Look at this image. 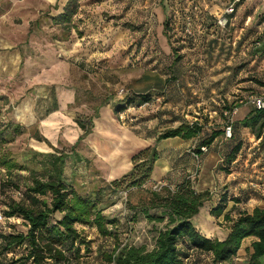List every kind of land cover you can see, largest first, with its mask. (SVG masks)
<instances>
[{
	"label": "rangeland",
	"instance_id": "obj_1",
	"mask_svg": "<svg viewBox=\"0 0 264 264\" xmlns=\"http://www.w3.org/2000/svg\"><path fill=\"white\" fill-rule=\"evenodd\" d=\"M66 1L0 0V129L9 125L0 144V161L10 158L17 164L10 168L0 164L4 215L12 202L30 205L27 194L14 199L8 191L26 189L30 180L24 166H31L34 152H53L49 142L37 140L42 136L38 113L44 100L37 96L45 87L73 89L77 100L68 110L85 119L105 100L112 104L133 100L117 115L118 120L154 139L160 162L170 167L171 186L182 179L187 155L194 160L196 172L201 158L194 156L199 138L181 142L175 137L155 143L156 135L181 122H199L205 133L224 128L226 116L233 115L225 110L242 106L239 100L250 94L264 93V22L260 18L264 5L260 0H242L226 27L218 19L230 0H80L74 28L64 29L54 25L51 16L61 12ZM175 54L180 55L178 62H174ZM138 94H146L148 101L139 104L142 95ZM231 134L227 138L223 132L204 153L211 149L218 154L216 171L234 172L240 178L237 186L226 191L228 203L238 200L229 209L231 220L212 216V229L202 227L209 235L220 230L210 237L222 240L240 213L251 212L260 204L258 200L264 204V146L250 129L232 127ZM57 138L59 148H69L62 132ZM235 144L238 151L233 159L237 161L232 163L226 157ZM90 172L88 182L76 181L78 192H90L109 182L101 177L104 174ZM146 186L131 189L133 202L145 194ZM127 196V191H117L116 203L103 210L119 220L107 225L111 235L100 234L95 226L75 224L79 238L65 247L70 264H107L104 256L118 243L154 248L158 230L167 219L157 223L148 221L142 211L132 214L125 204ZM45 198L50 200L49 195ZM196 216L195 222H210L203 220L201 211ZM59 218L61 214H52L49 224ZM5 222L12 223L4 225L1 235L28 231L21 216ZM219 222L227 224L219 226ZM250 244L246 239L237 254L222 264H248ZM179 250L183 264H212L211 253L184 244ZM20 263L27 260L22 258Z\"/></svg>",
	"mask_w": 264,
	"mask_h": 264
},
{
	"label": "trees",
	"instance_id": "obj_2",
	"mask_svg": "<svg viewBox=\"0 0 264 264\" xmlns=\"http://www.w3.org/2000/svg\"><path fill=\"white\" fill-rule=\"evenodd\" d=\"M79 1L67 0L61 12L51 16L52 23L64 29L74 28L72 21L78 11ZM239 3L241 1L236 3L235 7ZM234 13L225 15L227 22L223 27L229 24ZM260 18L264 22V13ZM255 44L259 45L260 41ZM173 59L174 62H178L180 55L175 54ZM138 95H142L138 101L139 104L149 99L146 94ZM132 102L133 100L128 98L114 104V114L118 115L123 112L131 106ZM249 107V112L236 124L233 123L232 117L226 116V124H228L226 126H231V130L232 127L236 129V125L250 129L253 135L260 139L259 143L264 146V109ZM231 110L232 107L225 112L227 111L229 114ZM75 122L83 130L79 141L90 132L91 117L86 119L77 117ZM8 127L9 125H6L0 129V144L6 139L4 131ZM225 127L212 129L209 133H205L199 122H181L178 126L168 127L159 132L155 137V143L175 137L183 140L198 137L199 143L195 148V154L201 157L204 153L200 147L209 148L214 140L224 132ZM37 140L48 143L42 136L37 137ZM49 146L53 152H34L31 166H24L25 169H28L30 182L22 191V198H25L27 194L30 205L12 202L8 206V210L4 212L8 217L21 216L28 224V231L26 234L0 235L2 249L13 244L27 242L30 251L25 259L33 257L35 264H44V259L50 257L56 262L70 264L65 247L68 244L73 246L76 239L79 238L75 224L95 226L100 234L111 235L112 232L107 228V225L119 220L110 218L103 213V210L114 205L116 199L113 198V195L117 191L123 190L128 192L125 204L128 205L132 214L135 215L138 211H142L150 222L162 223L165 219L167 222L163 229L158 230L153 249L149 250L144 245H120L118 243L112 252L104 256L107 264H183L179 252L182 244L192 249L211 253L212 264H222L229 262L237 254L242 242L247 237L254 238L250 244L251 252L247 263L264 264V207H254L251 212L240 213L232 221L227 236L223 240H219L204 236L191 222L203 203L210 199V195L208 191L197 192L193 188L190 178L185 177L174 186H171L169 182L154 184L158 186L157 189L153 188L154 185L147 187L144 189L145 194H142L138 201L131 200L129 196L131 189H143L150 181L155 162L159 158L156 145L147 146L135 153L132 156V168L128 172L86 193L78 192L64 178L65 159L70 154L63 149L54 148L51 144ZM74 147L75 145L72 147L71 155L76 161H81L82 156L74 152ZM237 151L238 145L235 144L231 147L226 160L233 161ZM39 155L42 157L39 158ZM0 164L8 168L17 165L10 158H2ZM47 195L50 200L45 198ZM38 196H43V198L39 199ZM234 202H238V200ZM227 203L228 197L225 192L220 195L218 203L210 210V214L216 218L223 216L224 220H231L230 210L225 211ZM148 209L162 210L158 214H149ZM56 212L61 214V218L54 224H49L51 215Z\"/></svg>",
	"mask_w": 264,
	"mask_h": 264
},
{
	"label": "crops",
	"instance_id": "obj_3",
	"mask_svg": "<svg viewBox=\"0 0 264 264\" xmlns=\"http://www.w3.org/2000/svg\"><path fill=\"white\" fill-rule=\"evenodd\" d=\"M37 97H42V99H44L40 106V109L43 110L38 113L40 115L39 123L42 137L54 148L63 149L70 154L65 159L64 178L69 185H72L75 188L77 184L76 181L79 178L80 180L84 179V182L89 181L88 175L92 170L97 173L99 172L102 175L104 174L105 176L101 177L107 181L119 178L132 168V156L135 153L147 146L154 145L152 143L154 139H148L143 133L129 128L128 126H123L119 122L117 115L114 114V104L108 100L101 102L95 107L93 110L94 114L90 116V132L78 141L79 136L83 134V130L75 122V119L77 118L76 114H72L68 110V106L76 100V92L69 88L50 86L43 88L40 91V95ZM249 110L250 107L247 105L240 106L237 113L232 116L233 123L236 124V122H239ZM241 113L244 114L241 115ZM235 115H237V117H235ZM237 128H239L238 125H236V129ZM60 132H62L64 138L68 142H64V144L68 145V149L59 148L58 146L57 137ZM180 141L182 142L184 140ZM212 144L210 145V148L213 146ZM74 145V152H77L82 156L81 161H76L74 156L71 155L72 147ZM156 149L159 151L157 146ZM160 159L161 156L159 154L150 181L147 183L149 187H152L157 183L167 184V182H170L167 178L170 167L166 164H162ZM217 161L218 154L210 149L208 153L201 156L195 168V173L193 172L195 166L194 160L190 155L186 156L182 164L185 168L183 169L184 174L182 179L185 177L190 178V180L192 179L193 188L197 192H209L210 199L203 203L199 211H201V217H203V220H208L210 222H195L197 214L191 219L195 228L201 234L209 238H212L210 236L213 233L218 234L220 232V230L214 229L209 235L205 234L206 232L202 228L204 225L207 227L209 226V228L212 229L213 222H211L210 219L212 218L210 210L218 203L220 195L226 191H231L230 188L232 186H237L236 183H238L240 179L234 177V172L222 174V171H216L214 166ZM236 161L237 159H234L232 163H236ZM258 202L260 204H256L254 207H264V204L261 205V201L258 200ZM231 204L237 205L238 202L231 201L230 203H227L225 211L231 208ZM220 217L223 218V216ZM197 220H199V218ZM219 223H221L219 226L227 224V222ZM231 223L232 222L229 224L231 225ZM227 230L229 232L230 227H228ZM217 239L222 240L220 238ZM246 239L250 242L254 240L253 237H247L244 241Z\"/></svg>",
	"mask_w": 264,
	"mask_h": 264
},
{
	"label": "built area",
	"instance_id": "obj_4",
	"mask_svg": "<svg viewBox=\"0 0 264 264\" xmlns=\"http://www.w3.org/2000/svg\"><path fill=\"white\" fill-rule=\"evenodd\" d=\"M240 1L242 0H232L230 4L225 8L224 12L221 15V18L218 19V23L220 26L223 27L226 24L227 19L225 15L233 13L236 8L235 4ZM260 1L264 5V0H260ZM239 103H241L242 105L252 106L253 108L259 109V110L264 109V93L250 94L244 100H239ZM238 109L239 107L238 108L236 107L230 113L234 115L237 113ZM224 133L227 138H230L231 137V126H226ZM200 148L203 153H205L208 150L206 146H201ZM194 156L195 158H198L197 154H194ZM153 188L157 189L158 186L154 185ZM8 192L11 194V196L14 199H21L23 197V192L21 189H17V188L12 189L11 187V190H9ZM12 218L13 216H10V217L5 216L0 210V235L1 233H3V230L5 229L4 225L6 223H12V222H5V221L11 220ZM1 241L2 240L0 238V242ZM29 251H30V247L28 246L27 242L20 243V244H13L7 247L6 249H2V246L0 245V264H23V263H20V261L22 260V258L28 257ZM2 256L3 258H1ZM26 260H27L26 264H35V262L33 261V257H29ZM44 264H62V263L56 262L54 259L50 257H46L44 259Z\"/></svg>",
	"mask_w": 264,
	"mask_h": 264
}]
</instances>
